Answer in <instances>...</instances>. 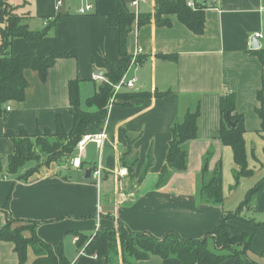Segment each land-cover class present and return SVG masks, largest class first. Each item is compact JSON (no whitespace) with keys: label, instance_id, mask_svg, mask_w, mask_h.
<instances>
[{"label":"crops","instance_id":"1","mask_svg":"<svg viewBox=\"0 0 264 264\" xmlns=\"http://www.w3.org/2000/svg\"><path fill=\"white\" fill-rule=\"evenodd\" d=\"M3 1L17 6V12L27 17L33 29L45 28L59 14L55 10L56 0ZM79 1L61 10L63 15L55 28L42 40H13L15 56L31 51L41 56H68L50 68L45 82L39 72L26 70L29 86L25 100L11 101V110L0 119V228L9 220L14 227L38 222V237L57 254L64 253L70 264H182L175 257L165 259L159 255L126 263L120 250L113 260L101 261L86 253L84 245L79 246L78 237L83 233L91 238L97 230L118 228L121 222L132 231H145L156 237L175 231L184 238H203L215 229L225 212L240 206L243 200L232 207L225 198L221 204L201 200L198 183L203 158L209 152L210 171L220 162L223 166L225 158L230 162L234 159L232 148L222 143L218 132L223 94L231 91L236 95V110L245 116L246 143L254 135L264 133L256 112L264 66L252 52L258 49L251 48L254 34H264V0H191L207 7L206 28L198 35L180 23L176 14L169 15L171 26L157 25V0H139L136 6V0H90L94 8L88 15L77 13ZM121 9L137 15L149 14L152 20L144 25L135 21L127 39L131 59L142 48L137 64L127 67L126 72L127 79H136V87L123 88L109 104L104 125L88 127L87 135H103L101 142L85 143L80 151L83 164L79 169L72 166L71 158L43 163L29 175L28 171L37 165L35 162L17 174L9 173L8 157L15 152V144L8 132L19 135L24 129L32 137L49 128L54 132L57 115L68 131L72 129L70 80L80 79L82 108L90 112L98 109L87 104L101 82L95 74L107 80L112 67H123L129 61L128 56L120 55L118 28L110 25L107 18ZM5 19L0 5V26ZM259 40L261 48L264 38ZM128 93L147 94L125 97ZM199 102L200 132L187 143L188 168L172 172L168 183L159 186L160 173L167 164L171 127ZM256 148L252 146L251 155L259 159ZM78 154L77 149L75 155ZM98 164L102 166L100 183L92 174L90 179L85 177L87 170L93 171ZM129 164L133 170H129ZM125 167L128 174L121 176L119 171ZM255 203L249 216L263 222L264 190ZM231 224L235 233L254 234L253 251L249 253L256 262L264 264V225L253 227L238 220ZM14 248L13 242L0 241V264L19 263ZM36 258L29 247L25 264H34ZM222 264H234V260Z\"/></svg>","mask_w":264,"mask_h":264},{"label":"trees","instance_id":"2","mask_svg":"<svg viewBox=\"0 0 264 264\" xmlns=\"http://www.w3.org/2000/svg\"><path fill=\"white\" fill-rule=\"evenodd\" d=\"M0 5L4 8L6 19L0 26V119H2L11 101H23L26 98L29 81L25 73L26 70L39 72L40 78L45 82L49 75V70L57 61L68 56L67 53L58 55L41 56L31 51L27 54H12L13 40L16 37L24 38L28 41H40L48 35L56 25L57 20L63 15L59 13L43 29H33L26 21L27 17L17 12V6H12L6 1L0 0ZM206 6L200 2H194V6H189L187 0H157V11L154 14L155 23L159 26H171L169 17L176 14L180 23H184L193 33L202 34L206 28ZM108 23L116 26L119 31V53L128 56L129 61L123 67H112L107 74V80L101 81L97 86L93 97L87 99L90 107L97 106L94 112L86 111L80 102V79L70 80L69 102L71 112L74 117V124L68 131L60 115L56 117V129H46L32 137L24 129L19 135L8 132L15 144V152L8 157V172L17 174L31 162L40 161L42 155H46L50 164L52 161L65 162L71 159L77 152L79 141L87 135L88 127L96 125L98 127L105 124L108 116V107L114 93V84L118 83L127 72V67L131 61L128 55V36L132 30L133 23L138 20L139 25L150 23L152 16L149 14H139L121 9L120 13L108 14ZM264 66V45L258 50L252 51ZM263 85L257 92L256 97L259 106L256 112L261 118L262 132H264V79ZM139 94L128 93L125 97L133 98ZM164 94H167L165 92ZM159 96L163 94H158ZM121 96V95H120ZM220 101L221 122L219 125V137L226 146L232 148L233 158L237 165L235 169L236 183L247 177L254 175V169L249 166L247 154V143L245 134V116L238 113L237 98L234 92L223 94ZM201 104L194 109L185 112L182 119H177L171 127L172 139L167 155V164L163 167L158 185L168 183L174 171H186L189 164L188 142L198 137L201 118ZM212 153L205 155L204 162L199 177V195L201 200L211 204H221L224 201V191L222 189L223 174L222 162L215 170L210 171V158ZM41 163L28 171V175L34 173ZM1 166V160H0ZM129 170H133V165H128ZM146 172V171H144ZM264 190V178L247 192L245 199L233 212H225L218 225L203 238H184L177 232L166 233L163 237H156L149 232L132 231L128 226L119 223V227L97 230L95 235L88 238L83 233L78 237L79 246L84 245V250L90 255L98 257L101 261L113 260L122 252L123 261H141L152 256L162 258H177L182 264H222L228 259H233L234 264H259L250 256L253 251V233H235L231 222L238 220L253 227L264 225V221H257L250 217L249 212L255 209V200ZM38 222L22 223L20 226H13V221L9 220L6 226L0 228V241H10L15 244V252L19 256L18 264H25L28 259V248L32 247L37 258L34 264H70L66 260L64 253L57 254L53 247L40 239L37 235ZM30 231V235L26 232Z\"/></svg>","mask_w":264,"mask_h":264},{"label":"rangeland","instance_id":"3","mask_svg":"<svg viewBox=\"0 0 264 264\" xmlns=\"http://www.w3.org/2000/svg\"><path fill=\"white\" fill-rule=\"evenodd\" d=\"M117 98L118 95L116 99ZM254 136H255L254 138H251V140L248 139L247 141L248 158L250 159L249 166L254 169V175L243 178L240 181V183L237 184L234 173L235 169L237 168V165L234 159L231 160V162L228 160V158L224 159L222 166V174H223L222 189L224 191V198L227 201V204L230 205L229 207L235 206V204H239L242 200H244L247 195V192L251 189V187H253L258 182H260L264 177V133L259 135L260 138L259 136H257V134ZM255 145L258 147L256 148L257 151H255V154L259 159L252 158L251 155L252 146L254 147ZM47 157L48 156L46 155H42L39 162L41 164L45 163L47 161ZM34 162L36 164H39V162L37 161ZM236 201H238L239 203H236ZM249 214L250 212L248 213V215Z\"/></svg>","mask_w":264,"mask_h":264},{"label":"built area","instance_id":"4","mask_svg":"<svg viewBox=\"0 0 264 264\" xmlns=\"http://www.w3.org/2000/svg\"><path fill=\"white\" fill-rule=\"evenodd\" d=\"M188 1V4L189 6H194V3L191 1V0H187ZM76 2V0H56V4H55V10L58 12V13H61L62 9L66 6V5H70V3H74ZM139 0H136L135 2H133V5L136 6L138 4ZM79 6L76 7V11L78 14H81V15H88L90 14L92 11H93V8H94V4L90 1V0H80L79 1ZM254 37L256 38H264V34L262 32H258V33H255L254 34ZM142 52V48H139L137 50V52L134 54V57L131 59L130 61V64L128 66L131 67L135 64H137L138 62V54ZM127 68V69H128ZM95 78L96 79H99L100 81H106L104 79L103 76H100L98 74H95ZM135 82H136V79L135 78H132V79H127L126 78V74L123 76V78L116 84H114V93H113V96L111 98V103L115 101L117 95L119 93H121V91L123 90V88H129V89H134L136 87L135 85ZM7 110H11V106L8 105L7 106ZM103 138V135L100 134V135H94V136H91V135H86L84 136L78 143V151H79V154L78 155H75L74 157H72L71 159V164L74 168H80L83 164L82 162V159H81V155H80V151H83V149L85 148V143L87 141H97L98 143L101 142V139ZM101 173H102V166L101 164H98L95 169H93L92 171V177L96 178L97 179V182L100 183L101 181ZM119 174L121 176H126L128 174V168H122L120 169L119 171ZM1 177V176H0Z\"/></svg>","mask_w":264,"mask_h":264},{"label":"water","instance_id":"5","mask_svg":"<svg viewBox=\"0 0 264 264\" xmlns=\"http://www.w3.org/2000/svg\"><path fill=\"white\" fill-rule=\"evenodd\" d=\"M260 46H261V42H260L259 38L254 37L252 40L251 48L252 49H259ZM91 174H92V169H88L85 177L87 179H90Z\"/></svg>","mask_w":264,"mask_h":264}]
</instances>
